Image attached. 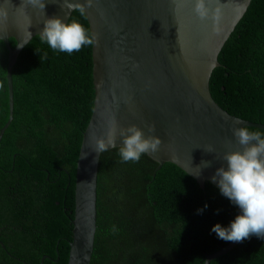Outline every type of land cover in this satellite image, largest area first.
<instances>
[{"label": "trees", "instance_id": "16d2710c", "mask_svg": "<svg viewBox=\"0 0 264 264\" xmlns=\"http://www.w3.org/2000/svg\"><path fill=\"white\" fill-rule=\"evenodd\" d=\"M73 21L89 30L77 10ZM7 56L0 41V129L8 120ZM218 62L209 81L215 103L264 125V0H251ZM11 77L13 120L0 141V264H67L76 163L94 102L92 47L68 55L36 36ZM157 166L145 154L123 162L119 148L101 154L90 264H203L231 243L211 229L228 227L236 206L176 166L155 173ZM210 264H264V239L253 235Z\"/></svg>", "mask_w": 264, "mask_h": 264}, {"label": "water", "instance_id": "95a60500", "mask_svg": "<svg viewBox=\"0 0 264 264\" xmlns=\"http://www.w3.org/2000/svg\"><path fill=\"white\" fill-rule=\"evenodd\" d=\"M43 11L27 0H0V41L8 52L6 83L8 120H13L12 68L21 50L44 29L46 19L67 23L73 7L85 0H44ZM207 20L195 12V0H92L86 9L92 46V113L82 134L76 163L74 217L67 264H90L96 234L97 174L103 152L123 146L121 129L137 126L145 137L161 139L155 154H145L158 166L172 164L204 189L217 190L211 177L227 168L223 156L240 148L233 129L264 125L229 115L213 100L209 81L220 66L218 56L246 13L251 0H205ZM215 16L216 19L212 17ZM16 42L11 48L9 40ZM155 131L150 133L149 127ZM117 131L116 147L95 152V142L109 129ZM211 149V153H209ZM205 162L211 166L205 167ZM201 169V170H200ZM199 176L195 175L198 174ZM154 173V175H155ZM236 216L242 214L236 206ZM231 242L207 255L203 264L233 250Z\"/></svg>", "mask_w": 264, "mask_h": 264}, {"label": "clouds", "instance_id": "9594fccd", "mask_svg": "<svg viewBox=\"0 0 264 264\" xmlns=\"http://www.w3.org/2000/svg\"><path fill=\"white\" fill-rule=\"evenodd\" d=\"M91 2L92 0H85V3H77L73 7L81 16H85ZM27 3L41 11L45 8L44 0H27ZM194 12L202 21L210 17L205 0H195ZM212 18L216 19L215 16ZM39 37L54 52L68 55L80 52L84 47L95 46L98 42L96 35L81 23H64L59 18L46 19ZM0 87L3 85L0 84ZM148 131L154 132L155 127H149ZM119 136L123 137V146L119 147L123 162L138 163L142 155L157 153L162 144L161 139L154 135L146 138L144 132L135 125L121 129ZM233 136L240 148L223 156L227 168H218L211 180L218 185L220 194L237 206L242 214L237 215L228 227L216 224L211 231L226 242H243L253 235L264 239V133L241 127L233 129ZM116 139V129L110 128L105 138L96 140L93 150L100 153L114 148ZM208 152L211 153V149ZM210 166V163L205 162L204 168ZM199 174L200 171L195 175ZM207 207L205 205V209ZM203 211L204 209H199L198 214ZM116 231L113 226L112 232Z\"/></svg>", "mask_w": 264, "mask_h": 264}]
</instances>
